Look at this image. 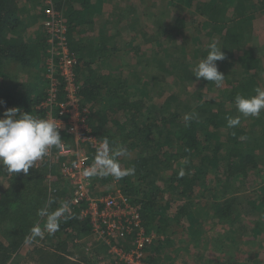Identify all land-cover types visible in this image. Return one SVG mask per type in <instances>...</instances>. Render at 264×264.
Here are the masks:
<instances>
[{
    "label": "trees",
    "instance_id": "trees-1",
    "mask_svg": "<svg viewBox=\"0 0 264 264\" xmlns=\"http://www.w3.org/2000/svg\"><path fill=\"white\" fill-rule=\"evenodd\" d=\"M37 1L0 0V101L3 102L0 108L5 111L18 108L21 113L45 118L46 111L40 108L46 98L45 85L49 81L44 64L45 33L42 24L41 32L40 29H34V26L37 22H42L41 9L46 0ZM52 2L64 17L70 40L74 28L83 22L72 12L69 0ZM191 2L192 0H185L194 10L195 17L206 22L201 26L203 31L200 32L204 35L206 44L202 45L198 40L197 45L200 59L207 55L208 45L216 42L225 56L224 60L217 61L218 70L226 77L231 75L221 100L199 104L200 117L188 116L187 105L183 109H171L175 102L171 96L160 107H150L143 100H136L127 103L119 101L114 106L96 109L101 106L105 97L116 98L120 91L129 94L130 85L128 82L122 84L115 78L117 71H102L97 74V71L91 69L95 63L104 65L111 53L116 52V45H104L105 47H101L102 52L100 48L94 50L93 47L73 46L70 41V49L77 57L82 71L88 68L86 73L79 72L78 76L80 98L89 107L93 134L101 141L108 140L110 155L119 161L122 170L134 169L131 174L119 179L112 175H98L92 188L95 194L102 195L120 190L130 202L140 207V216L147 231L152 232L157 222L160 225L156 232L160 233L169 228L172 221L179 224L180 219L187 215L184 203L179 205L186 191L188 193L197 187L214 184L217 189L212 193L215 198L211 206L213 214L230 225L227 235L231 232L239 233L236 221L231 219L234 197L229 187L231 188L233 181L241 183L255 172L264 177V110L259 116L244 117L237 111L234 98L238 94L253 96L257 88L264 90V85L261 84V80H264V32L255 31L251 23L264 18V0H208L193 5ZM114 9L118 11L116 15L119 18L126 11L125 7ZM122 17L131 19V15ZM144 18L143 14L142 19ZM131 21L130 28L134 31L137 21L134 18ZM162 62L170 61L164 59L160 61ZM231 63L237 66L239 72L228 71ZM12 64L21 68L18 73L25 75V82L19 80V74L12 75V72H8ZM163 66L162 70H165L166 65ZM179 70L175 64L167 75L177 79L181 76L177 72ZM181 79L184 82L196 80L189 70ZM199 81L210 83L202 79ZM139 84L143 85L141 78L135 83L137 86ZM120 110H123L122 119H113ZM4 112L0 111V117ZM185 117L190 119L186 120ZM228 117L238 118L239 123L235 127H229ZM121 148L127 149V154L117 156L116 153ZM31 173L38 175L40 187L44 188L46 167L41 166ZM162 182L164 185H161ZM218 190H222L220 197L217 195ZM166 195H169L168 199ZM67 196L61 203L53 201L54 197L49 202L59 205V210L61 204L69 202V191ZM1 200L5 203H0V230L2 223L7 225V230L6 233L1 231L4 240L0 238V264H8L11 257L22 248L24 237L39 219L41 206L40 203H37L39 207L33 203V206L27 207L28 210L23 212L19 208L22 202H11L4 198ZM261 202L264 206V196ZM57 210L48 209L45 213L49 215L52 212L50 217L57 218ZM56 220L57 231L72 229L76 232L73 239L91 233L88 221L84 220L83 223V219L76 214L65 213ZM225 237L226 234L220 237L222 244ZM58 247H62L61 253L36 246L31 254L38 252L37 264H95L85 258L80 262L70 260L69 256L73 253L66 250V240L58 244ZM73 247L75 249L78 245L74 244ZM103 249L106 257L107 247L103 245ZM145 251L148 253V263L158 264L161 251L151 245ZM214 254L217 255L208 250V255L213 257Z\"/></svg>",
    "mask_w": 264,
    "mask_h": 264
},
{
    "label": "rangeland",
    "instance_id": "rangeland-1",
    "mask_svg": "<svg viewBox=\"0 0 264 264\" xmlns=\"http://www.w3.org/2000/svg\"><path fill=\"white\" fill-rule=\"evenodd\" d=\"M170 1L124 0L126 15H131V19L134 18L137 21V26L132 31L130 28L132 26L130 25L131 19L125 18L124 23L118 22L116 28L115 23L117 22L113 21L114 30L109 39L114 43L111 46L116 45V52L111 53L112 55L110 54L111 56L104 61L105 64L100 66V72L117 71L115 78L122 84L128 82L130 85L129 94L120 91L116 98H114L115 96L112 99L105 97L101 106L96 109L114 106V103L119 101L127 103L136 100H143L150 107L152 105L160 107L171 96L175 100L171 109L175 107L183 109L187 105L189 108L186 111L187 115L196 118L200 117L199 104L211 100L218 102L223 98L227 80L231 75L225 76L220 86H216L213 82L208 84L197 81L194 77V68L201 60L198 55V40L202 45L206 44L204 35L200 33L203 31L201 26H204L205 20L195 17L194 10L185 3V0ZM206 1L208 0H192L191 3L193 5ZM143 14L145 15L144 19H142ZM126 15L124 14V16ZM227 17L230 16L227 15ZM251 23L255 31L264 32L263 17ZM164 59L170 62L160 63ZM163 64L166 65L165 70H162V68L164 69ZM175 64L180 68L177 72L181 76H185L189 70L193 74L195 82H184L181 76L176 79V77L167 75ZM228 66V71L239 72L233 63ZM19 69L21 68L18 65L12 64L8 72L17 75L20 73ZM93 70L98 72L97 67H93ZM18 76L22 83L27 79L23 74ZM139 78L143 82L142 86L135 85ZM261 84L264 85V80H261ZM122 111L120 110L113 116V119L121 120ZM39 162L40 160L36 161L27 174L10 173L0 167V196L2 198L11 202L15 200L22 202V205L19 204L21 205L19 208L23 209V212L28 210L27 207L33 206V203L36 206H38L37 203H40L42 207H40L39 219L24 237L25 243L19 252L11 257L12 260L8 264H37L36 255L38 252L35 255L31 254L34 247L61 253L62 247H58V244L64 240H66V250L73 253L69 256L70 260L79 261L85 258L95 264H109L107 258L104 257L103 245L91 233L73 239L72 236L76 235V232L72 229L52 231L48 228L52 212L48 215L45 210L56 211L59 206L53 202L50 203L49 199L54 197L53 201L63 202L68 197V186L60 176H57L55 179L51 178L48 184L47 178H45V189L40 187L38 175L35 176L34 173H31L37 170L35 166L39 165ZM256 174V172L253 173L252 177L241 183L233 181L231 188L229 187V191L234 197L231 219L236 221L239 233L231 232L227 235L230 225L217 219L213 214L211 206L215 198L212 193L217 189L214 184L197 187L188 193L186 191L179 205L184 203L187 215L180 219L179 224L172 221L169 228L160 233L156 232L159 223L155 222L154 229L152 228L151 233L155 236L152 248H158L161 251L158 264H209L210 262L212 264L223 262L228 264H264V206L261 202L264 196V183H262L264 177ZM208 180L210 181L211 178ZM49 184L53 187H62V190L56 195L49 194ZM161 185H164V182ZM221 194L222 190H218V197ZM166 196L168 199L169 195ZM1 199L0 203H5ZM61 209L59 208L57 211ZM56 223L58 224L57 220ZM1 228L0 238L4 240L1 231L4 230L6 233L7 225L2 223ZM224 234H226V239L222 244L220 237ZM74 244L78 245L75 249ZM208 250L214 251L217 255L214 254L211 257L208 255Z\"/></svg>",
    "mask_w": 264,
    "mask_h": 264
},
{
    "label": "built area",
    "instance_id": "built-area-1",
    "mask_svg": "<svg viewBox=\"0 0 264 264\" xmlns=\"http://www.w3.org/2000/svg\"><path fill=\"white\" fill-rule=\"evenodd\" d=\"M41 13L46 47L44 64L49 81L40 108L46 111L45 118L57 121L63 138L61 145L52 147L35 168L46 167L47 184L57 176L67 184L69 202L61 206L57 218L67 213L88 221L92 236L107 247L109 264H149L145 248L152 246L155 236L145 228L140 207L120 190L108 195L95 194L92 183L99 174L85 175L103 141L94 136L90 110L80 98L81 65L70 49L64 17L52 0H46ZM48 186L52 195L62 190L56 185Z\"/></svg>",
    "mask_w": 264,
    "mask_h": 264
},
{
    "label": "clouds",
    "instance_id": "clouds-1",
    "mask_svg": "<svg viewBox=\"0 0 264 264\" xmlns=\"http://www.w3.org/2000/svg\"><path fill=\"white\" fill-rule=\"evenodd\" d=\"M222 50L216 42L208 45L207 55L194 68V77L197 81L202 79L213 82L216 86L221 85L225 76L218 70L217 61L225 59ZM0 104L3 102L0 101ZM234 104L237 111L244 117L259 116L264 110V90L257 88L255 95L250 97L238 94L234 98ZM19 110L9 108L0 117V167L10 173L27 174L36 161L48 155L52 147L61 145L62 139L59 132L61 127L55 119L38 118L30 113H21ZM227 122L229 127H235L239 119L228 117ZM110 152L109 142L104 139L93 165L85 172V175H112L119 179L134 171V169L122 170L119 161L112 158ZM126 154L125 148H121L116 153L117 156ZM57 227L56 218L52 217L48 228L55 231Z\"/></svg>",
    "mask_w": 264,
    "mask_h": 264
},
{
    "label": "crops",
    "instance_id": "crops-1",
    "mask_svg": "<svg viewBox=\"0 0 264 264\" xmlns=\"http://www.w3.org/2000/svg\"><path fill=\"white\" fill-rule=\"evenodd\" d=\"M69 1L71 4L72 12H74L75 15L80 18L79 21L83 22L82 24L74 28L73 33L71 34L72 40L70 38L69 43L71 41V44L73 46L76 45L78 47H93L94 50H97L99 48L102 50L103 48L101 47L114 44L113 41L109 39L111 37V32L114 30L113 21L117 22L115 23L117 28L118 22L124 23L125 19L122 16H124V14L126 15V11H124L119 18L116 15L118 11L114 9V7L124 8V0H76L75 2H72L71 0ZM40 25L41 22H37L36 26H34V29H42ZM103 38H106V40H103ZM93 67H98L97 74H101L100 66L98 63L93 64L91 68L92 70ZM87 69L82 71L81 67L80 72L86 73ZM0 109L2 112L5 111L2 108ZM61 138H63V136ZM67 139L68 138H66V140Z\"/></svg>",
    "mask_w": 264,
    "mask_h": 264
}]
</instances>
